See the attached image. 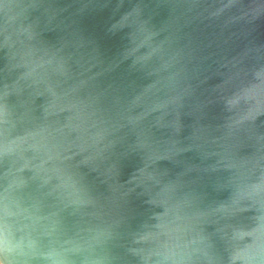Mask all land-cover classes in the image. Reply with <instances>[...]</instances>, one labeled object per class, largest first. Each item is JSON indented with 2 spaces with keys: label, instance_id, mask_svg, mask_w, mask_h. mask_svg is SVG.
I'll return each mask as SVG.
<instances>
[{
  "label": "clouds",
  "instance_id": "obj_1",
  "mask_svg": "<svg viewBox=\"0 0 264 264\" xmlns=\"http://www.w3.org/2000/svg\"><path fill=\"white\" fill-rule=\"evenodd\" d=\"M0 264H264V0H0Z\"/></svg>",
  "mask_w": 264,
  "mask_h": 264
}]
</instances>
